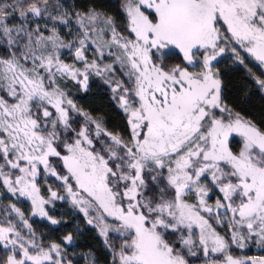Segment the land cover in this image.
Wrapping results in <instances>:
<instances>
[{
    "label": "snow or ice",
    "instance_id": "1",
    "mask_svg": "<svg viewBox=\"0 0 264 264\" xmlns=\"http://www.w3.org/2000/svg\"><path fill=\"white\" fill-rule=\"evenodd\" d=\"M228 71L264 99V0H0V264H264Z\"/></svg>",
    "mask_w": 264,
    "mask_h": 264
},
{
    "label": "trees",
    "instance_id": "2",
    "mask_svg": "<svg viewBox=\"0 0 264 264\" xmlns=\"http://www.w3.org/2000/svg\"><path fill=\"white\" fill-rule=\"evenodd\" d=\"M96 2L104 3L105 0H96ZM241 75L242 73L227 72L225 76V83L227 85L225 94L229 102L233 103L242 114L259 118L262 112H264V99L259 94H255L254 90L245 91V82L240 79ZM107 96L108 94L103 89L97 88L94 85L87 95L78 98V103L96 112L106 113L110 123H114L118 120V117L110 107ZM35 226L41 228V230H45L43 224L38 223ZM67 230L69 229L65 228L61 231ZM93 236L94 233L85 232L80 241L82 244L91 245L93 248L101 250L99 254L103 258L102 244L99 240L93 239Z\"/></svg>",
    "mask_w": 264,
    "mask_h": 264
}]
</instances>
